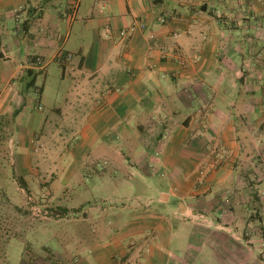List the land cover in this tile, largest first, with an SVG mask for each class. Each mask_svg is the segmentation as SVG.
Listing matches in <instances>:
<instances>
[{
	"label": "crops",
	"instance_id": "obj_1",
	"mask_svg": "<svg viewBox=\"0 0 264 264\" xmlns=\"http://www.w3.org/2000/svg\"><path fill=\"white\" fill-rule=\"evenodd\" d=\"M74 59L68 108L29 110L31 89L41 105L46 84L29 88L28 71ZM4 116L15 170L42 201L57 198L54 178L81 175L102 181L83 197L119 174L136 193L123 225L83 239L66 264H260L262 239L251 250L241 235L254 220L264 228L252 215L264 204L244 202L264 196V0H0ZM56 205L64 216L100 208ZM201 211L211 221L194 220Z\"/></svg>",
	"mask_w": 264,
	"mask_h": 264
},
{
	"label": "rangeland",
	"instance_id": "obj_2",
	"mask_svg": "<svg viewBox=\"0 0 264 264\" xmlns=\"http://www.w3.org/2000/svg\"><path fill=\"white\" fill-rule=\"evenodd\" d=\"M77 61L78 60L74 59L67 66L53 63L48 68V75L45 72H41L38 75V85L43 87L44 84H46V88L42 93L43 98L41 97L42 108H40L39 113L44 115L47 113L53 114L55 113L53 111L55 106H60L64 109L68 108L70 105L68 99H73L78 91L75 78L79 70V68L76 67ZM47 76V83H45ZM35 95V90L32 88L31 96L28 100V108L29 110L32 109L34 112H36L34 110V105L40 106L38 98ZM126 125L127 124L124 123L117 129L119 130V135L124 134L122 130H126ZM5 130H8L7 127ZM9 147L10 159L12 161V149L10 145ZM67 156L68 153H65L62 160L67 159ZM66 164L67 163L63 161V165ZM121 176L122 174H119V179ZM51 177L52 174L49 176V179H51ZM119 179L112 180V183H109L108 186L100 185L99 190L95 189L94 193H91L89 190L90 194L88 197H83L85 183L91 186L93 183L94 185L95 183L101 184L102 181L96 176L93 181H90L81 175L80 178L69 180L68 185H65L66 182L63 179L54 178V180H52L53 185H58L57 187H53L55 196H57V198H54L55 201H50V198H46L47 200L42 201L40 195L36 191L37 188H35L33 192L30 190L22 191V189H19V187H21L20 184L12 180L7 188L8 197L0 196V232L5 233L2 240L7 244L4 247L7 250V254L5 253L6 255H4L1 252L0 264H22L23 253L26 251V244L29 242L33 244L38 251L42 252L44 256H47L52 250L55 255L54 259L48 260L49 264H66L67 261L64 258L74 259L80 255L83 247V239L90 241L97 237H107L108 231L113 230V228L119 225H123V220L134 212L133 206L129 205L126 207L124 203L134 204V202H138L135 196L136 193L132 191L126 193L125 189L127 183L124 179H120L121 182L118 183ZM132 182H134L132 184H135L137 190H142L138 182L136 184L134 179ZM67 187L69 188L68 192L70 196L65 198ZM62 196L63 198L61 199L60 197ZM51 197L53 198V196ZM85 198L93 200V203L99 205L100 208L91 211L87 217L78 213L76 209H74L69 216L55 214L54 209L57 207L56 204L59 201L71 208H77L80 207L82 199ZM244 202L264 204V196L255 194L250 196L246 195ZM35 203L42 205L43 208L49 209L54 213L49 216L34 214L32 212V207ZM103 207L107 209L103 210ZM199 214H205L207 217V219H202L201 221H211L210 216L202 211L193 214V219L200 221L198 218V216H200ZM263 214L264 212L253 209L252 215L254 219L260 220ZM255 223L257 225H255ZM262 224L263 220H260L259 223L254 220V225L253 222H251V225H248V233H244L243 235L237 233L239 236L241 235L243 237L247 246L252 248L251 250L256 249L255 246L257 243L255 240L252 241V239L256 237L262 239L257 243L259 246L258 249L263 250L259 258L260 264H264V228L261 226ZM230 228L234 230L232 225H230ZM246 237H249V241ZM84 244L88 245L87 243ZM44 246H49L51 248L50 252L45 250ZM197 264H218V262L214 258H209V260L202 258L197 260Z\"/></svg>",
	"mask_w": 264,
	"mask_h": 264
},
{
	"label": "trees",
	"instance_id": "obj_3",
	"mask_svg": "<svg viewBox=\"0 0 264 264\" xmlns=\"http://www.w3.org/2000/svg\"><path fill=\"white\" fill-rule=\"evenodd\" d=\"M40 73H41L40 71L34 69H30L28 71V76H30L31 78V80L27 84L29 88L36 85L37 78ZM16 114L17 112H14L12 116L13 119L14 117H16ZM5 123H6V116L0 119V196L2 197H8L7 188L12 180L17 181L20 184V186L25 188L26 190L29 189L26 178H24V176H19L17 174L15 170V166L10 159L9 140L11 138V134L7 132V130H5L4 128ZM54 210H55V214H62L57 207H55ZM4 235L5 233L0 232V256L2 253L4 255L7 254V250L6 248H4L5 245L7 244H5L4 240H2ZM25 249L26 251L23 253L22 264H46V262H48L49 259H54L55 254L52 252L49 246H44L45 250L49 252L51 250V252L47 256H44L43 253L38 251L34 247V245L31 244L30 242L26 244Z\"/></svg>",
	"mask_w": 264,
	"mask_h": 264
},
{
	"label": "built area",
	"instance_id": "obj_4",
	"mask_svg": "<svg viewBox=\"0 0 264 264\" xmlns=\"http://www.w3.org/2000/svg\"><path fill=\"white\" fill-rule=\"evenodd\" d=\"M63 15L64 16H69V12H63ZM161 21H167V18L166 17H162L161 18ZM142 26L143 27H146L147 26V23L143 22L142 23ZM114 35V29L111 25H106L103 29V36L106 37V38H110ZM122 36L123 37H126L128 36V31L127 30H122ZM164 52V50H163ZM68 57H71L70 55ZM34 63L37 64V65H43V60L41 57H35V59H33ZM40 108H41V105H40ZM34 200V199H33ZM32 212L34 214H37V215H45V216H49L50 214H53L54 212L53 211H50L49 209H46V208H43L42 205L40 204H34L33 207H32ZM200 216H198V218L200 220L202 219H207V217L205 216V214H199Z\"/></svg>",
	"mask_w": 264,
	"mask_h": 264
}]
</instances>
